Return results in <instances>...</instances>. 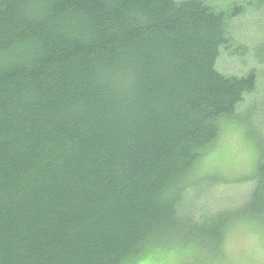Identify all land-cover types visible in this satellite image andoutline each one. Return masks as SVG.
I'll return each mask as SVG.
<instances>
[{"label": "trees", "instance_id": "1", "mask_svg": "<svg viewBox=\"0 0 264 264\" xmlns=\"http://www.w3.org/2000/svg\"><path fill=\"white\" fill-rule=\"evenodd\" d=\"M244 11L0 0V264H132L173 241L219 247L220 222L189 237L178 209L221 121L257 90L255 68H217ZM255 137V185L238 212L264 228Z\"/></svg>", "mask_w": 264, "mask_h": 264}, {"label": "rangeland", "instance_id": "2", "mask_svg": "<svg viewBox=\"0 0 264 264\" xmlns=\"http://www.w3.org/2000/svg\"><path fill=\"white\" fill-rule=\"evenodd\" d=\"M207 1L220 8L241 5L245 10L229 25V50L217 68L227 75H245L255 68L259 76L256 92L237 111L238 122L222 120L218 139L196 162L178 209L181 234L193 237L195 228L217 221L222 225V242L213 251L194 242L173 241L132 264H264V228L255 217L242 218L238 212L255 185L260 157L255 136L264 142V5L257 7L255 0Z\"/></svg>", "mask_w": 264, "mask_h": 264}]
</instances>
